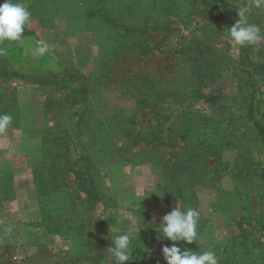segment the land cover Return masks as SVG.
Listing matches in <instances>:
<instances>
[{
    "label": "rangeland",
    "instance_id": "rangeland-1",
    "mask_svg": "<svg viewBox=\"0 0 264 264\" xmlns=\"http://www.w3.org/2000/svg\"><path fill=\"white\" fill-rule=\"evenodd\" d=\"M217 1L231 22L213 0H22L23 40L0 44V264H114L115 228H141L125 264H166L156 225L177 202L200 212L182 250L264 264V135L247 118L253 103L264 127V4ZM242 9L252 45L228 36Z\"/></svg>",
    "mask_w": 264,
    "mask_h": 264
},
{
    "label": "clouds",
    "instance_id": "clouds-1",
    "mask_svg": "<svg viewBox=\"0 0 264 264\" xmlns=\"http://www.w3.org/2000/svg\"><path fill=\"white\" fill-rule=\"evenodd\" d=\"M264 4V0H255L256 8ZM238 20L228 28V36L235 45L244 46L257 43L261 37L262 29L255 23H250L246 12L242 9L238 12ZM31 13L22 0H3L0 3V44L5 41L21 42L22 33L30 22ZM35 54L44 55L49 51L48 45L42 41L36 42ZM6 51L0 47V55ZM12 117L7 114L0 115V132H3L11 123ZM200 212L188 207L181 210L179 202L170 212L160 218L156 225L157 239L171 241V244H163L161 252L166 264H218V257L211 250L202 252L191 249H181V243L191 244L198 240L197 225ZM141 228H128L121 230L115 228L117 233L111 237V246L107 248L114 264H125L134 260L133 240Z\"/></svg>",
    "mask_w": 264,
    "mask_h": 264
},
{
    "label": "trees",
    "instance_id": "trees-1",
    "mask_svg": "<svg viewBox=\"0 0 264 264\" xmlns=\"http://www.w3.org/2000/svg\"><path fill=\"white\" fill-rule=\"evenodd\" d=\"M214 4H213V8L215 9L216 13H217V18L219 20H224V21H227V22H231L228 15L219 7V4H218V1L217 0H213ZM230 24V23H229ZM250 112H248L247 114V118L248 120L253 124V126L257 129V131L260 133V134H263L264 135V127L260 124V122L258 121V119L254 116L253 114V109H252V106H253V103H250ZM157 125H159L157 123ZM162 126V125H161ZM170 129V126H167L166 127V130H169ZM171 139H174V136H170ZM199 159H197L198 161ZM174 164L177 163V160H174L172 161ZM171 161H168V164H171L172 163ZM263 171V176H264V170Z\"/></svg>",
    "mask_w": 264,
    "mask_h": 264
},
{
    "label": "crops",
    "instance_id": "crops-1",
    "mask_svg": "<svg viewBox=\"0 0 264 264\" xmlns=\"http://www.w3.org/2000/svg\"><path fill=\"white\" fill-rule=\"evenodd\" d=\"M35 142H36V140H35ZM0 151H1V148H0ZM5 152H6V150L3 151V154L2 155H1L2 152L0 153V168H6L7 167V164H8L7 163V157L4 156Z\"/></svg>",
    "mask_w": 264,
    "mask_h": 264
}]
</instances>
